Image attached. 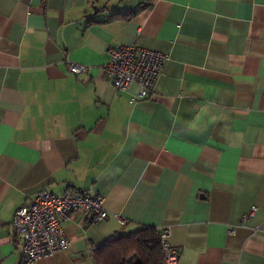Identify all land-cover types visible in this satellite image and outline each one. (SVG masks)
I'll return each mask as SVG.
<instances>
[{
  "label": "crops",
  "instance_id": "obj_1",
  "mask_svg": "<svg viewBox=\"0 0 264 264\" xmlns=\"http://www.w3.org/2000/svg\"><path fill=\"white\" fill-rule=\"evenodd\" d=\"M111 44L168 56L149 98L105 77ZM69 187L108 217L26 263L16 210ZM141 225L178 264H264V0H0V264H97Z\"/></svg>",
  "mask_w": 264,
  "mask_h": 264
},
{
  "label": "built area",
  "instance_id": "obj_2",
  "mask_svg": "<svg viewBox=\"0 0 264 264\" xmlns=\"http://www.w3.org/2000/svg\"><path fill=\"white\" fill-rule=\"evenodd\" d=\"M107 54L108 58L102 66L105 77L115 88L122 90L137 83L140 91L132 97L133 101L152 95L168 59L165 53L137 44H111ZM68 69L76 75L90 71L88 65L76 62L68 63ZM257 210V205H253L245 217L253 216ZM75 212L89 215L93 222L108 217L103 196L73 187L58 194L43 188L34 194L31 201L18 207L12 226L20 241L24 261L31 262L45 255H53L60 249H68L71 241L62 222ZM120 220L124 223V219ZM168 236V229L163 228L164 264H178L180 254L168 242Z\"/></svg>",
  "mask_w": 264,
  "mask_h": 264
},
{
  "label": "trees",
  "instance_id": "obj_3",
  "mask_svg": "<svg viewBox=\"0 0 264 264\" xmlns=\"http://www.w3.org/2000/svg\"><path fill=\"white\" fill-rule=\"evenodd\" d=\"M97 264H164L165 252L160 231L141 225L131 232H121L105 244L95 247Z\"/></svg>",
  "mask_w": 264,
  "mask_h": 264
}]
</instances>
